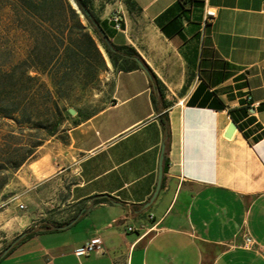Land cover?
Here are the masks:
<instances>
[{
  "label": "crops",
  "instance_id": "0c3cea01",
  "mask_svg": "<svg viewBox=\"0 0 264 264\" xmlns=\"http://www.w3.org/2000/svg\"><path fill=\"white\" fill-rule=\"evenodd\" d=\"M134 1L104 0L98 14L162 94L145 68L118 70L101 47L102 109L41 145L9 199L61 225L0 264H264V136L253 140L264 130V0H189L182 15L178 0ZM207 7L217 10L209 24ZM247 102L250 137L239 123L227 137L229 109ZM245 234L254 248L241 246ZM91 238L101 248L77 256Z\"/></svg>",
  "mask_w": 264,
  "mask_h": 264
},
{
  "label": "trees",
  "instance_id": "16d2710c",
  "mask_svg": "<svg viewBox=\"0 0 264 264\" xmlns=\"http://www.w3.org/2000/svg\"><path fill=\"white\" fill-rule=\"evenodd\" d=\"M103 1L0 0V197H8L2 191L9 181L8 176L1 175L18 170L35 158L39 147L59 134L65 120L76 125L102 109L99 104L93 108L77 106L75 115L69 110L74 106L69 103L72 92L78 86L85 89L96 85L107 69L101 47L118 70L140 67L136 59L140 56L134 48L116 45L105 38L107 32L98 14ZM99 2L102 4L98 6ZM126 2L132 9L139 8L134 0ZM188 2L177 1L176 6L184 9L181 15L187 11ZM149 71L162 94L160 80ZM250 108L247 102L239 109H229L247 138L250 134L246 126L253 121ZM237 111L246 117L244 123ZM162 122L169 137L165 114ZM262 136L264 130L253 140ZM166 166L167 158L165 169ZM60 225L44 223L40 228H31L6 255L29 237L55 231Z\"/></svg>",
  "mask_w": 264,
  "mask_h": 264
},
{
  "label": "rangeland",
  "instance_id": "374dc122",
  "mask_svg": "<svg viewBox=\"0 0 264 264\" xmlns=\"http://www.w3.org/2000/svg\"><path fill=\"white\" fill-rule=\"evenodd\" d=\"M102 95L103 86L100 79L96 85L85 89L78 86V88L72 92L69 103L73 104L74 106L72 107L74 108L77 106H89V108H93L97 104L102 105ZM90 111L91 110H88V112ZM73 126L74 125L69 120H65L60 126L59 134L55 137H50L48 140L54 138L65 140L69 130ZM48 140H46V142ZM16 172L17 170H14L6 173V175H1V177L8 176L7 178L9 181L2 191L8 197H0V254L3 253L10 244L14 243L22 233L27 232L31 228H40L43 225V221L39 217L34 215L35 217L32 218L31 215L27 213L25 206L21 207V205H11L9 203L10 197L16 190L15 188H18V186L15 185Z\"/></svg>",
  "mask_w": 264,
  "mask_h": 264
},
{
  "label": "built area",
  "instance_id": "2783aa9c",
  "mask_svg": "<svg viewBox=\"0 0 264 264\" xmlns=\"http://www.w3.org/2000/svg\"><path fill=\"white\" fill-rule=\"evenodd\" d=\"M206 22H212L217 16V10L213 7H207L205 9ZM111 20L117 29H122V15L118 12H114L111 16ZM248 100H251V96H247ZM24 205H21L23 207ZM129 230H134L133 226L129 227ZM256 245V241L249 235L245 234L241 246L246 249H252ZM101 248L100 240L98 238H91L85 243L75 248V254L77 256H86L98 251Z\"/></svg>",
  "mask_w": 264,
  "mask_h": 264
},
{
  "label": "water",
  "instance_id": "95a60500",
  "mask_svg": "<svg viewBox=\"0 0 264 264\" xmlns=\"http://www.w3.org/2000/svg\"><path fill=\"white\" fill-rule=\"evenodd\" d=\"M74 4H75L76 7H78V5L76 4V2H74ZM86 13H87L89 16H91V14L89 13L88 10L86 11ZM101 31H102V33L104 34V31H103L102 29H101ZM104 36H105V38H108L107 35L104 34ZM136 59H137V61L139 62V64H140L143 68H145V69L150 73V71H149V69L147 68V66H146V64L144 63V61H143L141 58H139V57H137ZM69 110H70L71 114H73V115L77 114V109H76V108H74V107H70ZM236 129H238V124H237V122H236L235 120H232V121H231V124H230V126H229V128H228V130H227V132H226V136H227V137H231ZM163 159H164V155L162 156V165H161V169H160V180H159V184H158V187H157L156 194L158 193V191H159V189H160V187H161L162 175H163ZM156 194H155V195H156ZM75 220H76V219H75ZM75 220H74V221H75ZM74 221H73V222H74ZM71 223H72V222H71ZM71 223H69L68 225H70ZM68 225H66V226H68ZM61 227H65V226H61ZM26 234H27V232L22 233V234L16 239V241H15L14 243L10 244V245L6 248V250L2 253V255L0 256V258H2L4 255H6V253H7V252H8V251L14 246V244H15L17 241H19L21 238H23Z\"/></svg>",
  "mask_w": 264,
  "mask_h": 264
}]
</instances>
